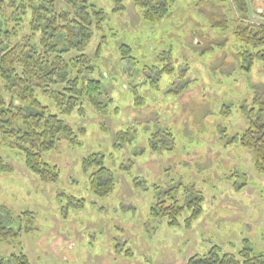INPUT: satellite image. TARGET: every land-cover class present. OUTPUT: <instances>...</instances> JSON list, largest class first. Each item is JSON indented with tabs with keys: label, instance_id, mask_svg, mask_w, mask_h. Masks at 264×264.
Listing matches in <instances>:
<instances>
[{
	"label": "rangeland",
	"instance_id": "rangeland-1",
	"mask_svg": "<svg viewBox=\"0 0 264 264\" xmlns=\"http://www.w3.org/2000/svg\"><path fill=\"white\" fill-rule=\"evenodd\" d=\"M248 2L250 22L264 24V0ZM92 4L106 21L85 52L92 67L86 78L101 82L105 111L85 103L84 115L61 117L75 142L43 154L59 171L55 183L30 172L22 153L0 152L13 168L0 173V207L17 234L0 240V257L189 264L216 247L237 257L244 250L264 256V175L253 152L235 141L249 127L246 112L264 109V61L250 66L234 36L243 16L226 2L229 25L222 30L214 25L223 17L215 0H177L162 24L146 22L135 0H126L121 13L111 0ZM120 133L128 134L125 143ZM101 168L115 183L104 197L91 187ZM160 201L185 208L178 226L152 215ZM197 201L202 212L188 227ZM28 212L32 220L22 215Z\"/></svg>",
	"mask_w": 264,
	"mask_h": 264
},
{
	"label": "trees",
	"instance_id": "trees-1",
	"mask_svg": "<svg viewBox=\"0 0 264 264\" xmlns=\"http://www.w3.org/2000/svg\"><path fill=\"white\" fill-rule=\"evenodd\" d=\"M125 1L111 0L113 12H124ZM176 2L135 0V5L142 8L146 22L162 24ZM215 2L214 7L223 12V17L218 21L216 16L214 25L222 30L228 27L229 20L222 9L226 2H231L243 16L234 29L242 56L250 66L255 60L264 61V24L250 22L248 0ZM105 21V12L92 4V0H0V152L22 153L27 169L44 183L57 182L59 171L45 163L43 154L56 149L62 141L75 142L74 130L61 117L75 111L84 115L85 103L97 111H105L101 82L86 78L92 67L85 54L95 31L100 30ZM123 49L131 51L128 46ZM41 98L51 102L58 115L44 105ZM139 101L143 99H137V103L142 104ZM246 113L249 127L235 141L253 152L255 168L264 175V109L252 108ZM161 135L158 133L153 139L158 140ZM118 140L125 143L128 134L120 133ZM151 146L154 151L161 150L152 140ZM12 171V166L0 156V173ZM114 186L107 168L99 169L91 180L92 190L99 197L109 195ZM193 206L196 209L187 221L188 227L202 212L199 201L190 204ZM184 210L177 202L167 205L160 201L152 209V215L168 217L171 226H178V218ZM22 215L33 219L30 212ZM7 217L12 222L10 212L0 207V240L4 241L17 236L12 228L5 226ZM0 264L30 262L20 253L0 257ZM189 264H264V256L244 250L237 257L222 254L216 247L205 256L192 258Z\"/></svg>",
	"mask_w": 264,
	"mask_h": 264
},
{
	"label": "built area",
	"instance_id": "built-area-1",
	"mask_svg": "<svg viewBox=\"0 0 264 264\" xmlns=\"http://www.w3.org/2000/svg\"><path fill=\"white\" fill-rule=\"evenodd\" d=\"M262 11V12H261ZM260 13H264V11L263 10H260Z\"/></svg>",
	"mask_w": 264,
	"mask_h": 264
}]
</instances>
